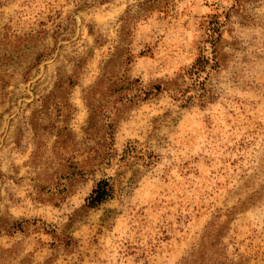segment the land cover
Instances as JSON below:
<instances>
[{
	"label": "rangeland",
	"instance_id": "rangeland-1",
	"mask_svg": "<svg viewBox=\"0 0 264 264\" xmlns=\"http://www.w3.org/2000/svg\"><path fill=\"white\" fill-rule=\"evenodd\" d=\"M0 264H264V0H0Z\"/></svg>",
	"mask_w": 264,
	"mask_h": 264
},
{
	"label": "trees",
	"instance_id": "trees-1",
	"mask_svg": "<svg viewBox=\"0 0 264 264\" xmlns=\"http://www.w3.org/2000/svg\"><path fill=\"white\" fill-rule=\"evenodd\" d=\"M209 59L207 57H201L199 60L196 61V63L192 66V68L189 70V77L194 78L199 77L201 72L203 71V68L206 64H208ZM175 94H180L182 92L180 89H174ZM180 96H183L181 94ZM186 102V101H185ZM113 195V185L107 180H101L99 181L95 188L92 190L87 200V206L93 207L96 206L107 199H109Z\"/></svg>",
	"mask_w": 264,
	"mask_h": 264
}]
</instances>
